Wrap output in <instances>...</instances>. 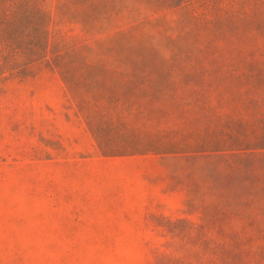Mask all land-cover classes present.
I'll use <instances>...</instances> for the list:
<instances>
[{"label":"rangeland","instance_id":"374dc122","mask_svg":"<svg viewBox=\"0 0 264 264\" xmlns=\"http://www.w3.org/2000/svg\"><path fill=\"white\" fill-rule=\"evenodd\" d=\"M0 264H264V0H0Z\"/></svg>","mask_w":264,"mask_h":264}]
</instances>
